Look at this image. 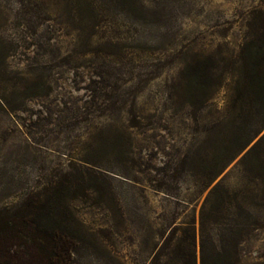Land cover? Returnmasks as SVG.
Masks as SVG:
<instances>
[{"label":"rangeland","instance_id":"1","mask_svg":"<svg viewBox=\"0 0 264 264\" xmlns=\"http://www.w3.org/2000/svg\"><path fill=\"white\" fill-rule=\"evenodd\" d=\"M261 25L264 0H0V216L68 264H200L205 216L264 264Z\"/></svg>","mask_w":264,"mask_h":264},{"label":"trees","instance_id":"2","mask_svg":"<svg viewBox=\"0 0 264 264\" xmlns=\"http://www.w3.org/2000/svg\"><path fill=\"white\" fill-rule=\"evenodd\" d=\"M259 30L262 32L261 36L256 41L248 44L247 47L257 49L258 52L261 51L260 63L264 64V25L258 27ZM253 71L255 78L264 83V66L262 67L260 64L254 66ZM261 128H264V123ZM260 143L261 140L250 148L245 154L243 161L255 152ZM205 219L206 217L202 216L199 242L200 264H244L236 251V246L231 248L227 246H219L217 248L213 244L210 246L208 238L205 237ZM37 222L38 219L36 217L31 215V213H25L24 210L14 213L5 212L3 216H0V263L68 264L59 258L61 240H58L56 233L47 228H40ZM243 232H246V229L237 232L238 242L244 241V237L241 235ZM12 248H15V250L10 253ZM209 249H212L213 254L215 253V258L212 262L208 258ZM42 254L45 255V260L39 258ZM189 264H195L194 255L192 254L189 257Z\"/></svg>","mask_w":264,"mask_h":264}]
</instances>
